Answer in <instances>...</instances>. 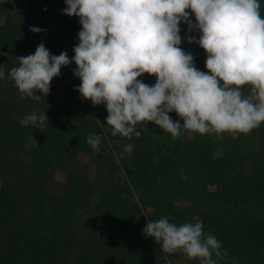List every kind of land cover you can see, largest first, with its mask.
Segmentation results:
<instances>
[{
  "label": "trees",
  "instance_id": "trees-1",
  "mask_svg": "<svg viewBox=\"0 0 264 264\" xmlns=\"http://www.w3.org/2000/svg\"><path fill=\"white\" fill-rule=\"evenodd\" d=\"M58 7L66 0H0V53L7 54H0V264H199L182 251L162 252L142 233L147 220L163 217L177 225L202 221L227 254L218 264H264V122L236 139L190 130L173 139L146 121L138 138L112 136L106 105L93 106L77 90L75 63L53 78L49 95L21 99L7 75L17 56L34 54L42 42L53 55H75L80 18ZM179 26L180 47L209 72L206 50L187 39L200 32ZM138 79L154 85L157 77ZM33 110L48 116L43 129L19 123ZM90 134L100 137L99 151L87 144Z\"/></svg>",
  "mask_w": 264,
  "mask_h": 264
},
{
  "label": "clouds",
  "instance_id": "clouds-1",
  "mask_svg": "<svg viewBox=\"0 0 264 264\" xmlns=\"http://www.w3.org/2000/svg\"><path fill=\"white\" fill-rule=\"evenodd\" d=\"M66 4L63 13L79 16L82 25L75 55L69 58L66 51L53 55L42 42L34 54L17 56L7 75L21 99L39 101L49 95L53 78L63 66L75 63L73 74L81 80L77 90L93 106L106 105L112 136L138 138L137 126L146 121L173 139L182 130L215 134L217 140L227 132L236 139L264 122V18L259 0H66ZM182 21L189 33L200 32L199 39L192 35L187 39L206 50L209 72L199 70L194 56L180 47ZM144 73L156 76V83L138 79ZM4 77L0 65V79ZM245 85L251 86L246 95ZM173 111L183 124L170 117ZM17 119L22 126L38 129L49 120L36 110ZM29 143L39 147L33 137ZM100 143L99 136L87 138L96 151ZM132 151L133 145L125 146L124 153ZM203 227L202 221L177 225L163 217L147 220L142 233L154 237L164 253L182 251L199 264H218L227 254Z\"/></svg>",
  "mask_w": 264,
  "mask_h": 264
},
{
  "label": "rangeland",
  "instance_id": "rangeland-1",
  "mask_svg": "<svg viewBox=\"0 0 264 264\" xmlns=\"http://www.w3.org/2000/svg\"><path fill=\"white\" fill-rule=\"evenodd\" d=\"M62 10H63L62 8H59V7H58V13L62 14V13H63ZM104 118H105V117H101L102 121H103ZM103 122H104V124H105V123H106V120H104ZM105 125H106V124H105ZM119 175H120V176H123L124 174H123V173H119ZM94 177H95V168H90V169H89V178L94 179ZM93 199L96 200V197H93ZM182 204H183V205H186V203H182Z\"/></svg>",
  "mask_w": 264,
  "mask_h": 264
}]
</instances>
